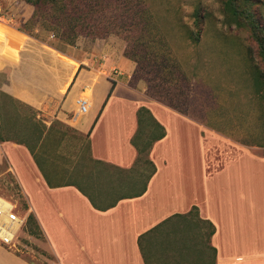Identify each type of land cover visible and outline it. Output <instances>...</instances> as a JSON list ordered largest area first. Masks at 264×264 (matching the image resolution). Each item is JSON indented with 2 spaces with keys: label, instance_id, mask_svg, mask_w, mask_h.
<instances>
[{
  "label": "crops",
  "instance_id": "1",
  "mask_svg": "<svg viewBox=\"0 0 264 264\" xmlns=\"http://www.w3.org/2000/svg\"><path fill=\"white\" fill-rule=\"evenodd\" d=\"M15 31L4 41L2 32L0 41V131L15 133L0 140V177L11 175L27 196L55 261L192 264L185 253L191 238L183 226L195 220L214 226L206 244L215 248V264H264V153L242 144L233 157L212 155V129L194 121L192 111L162 103L130 83L134 63L119 47L94 42L86 56L66 60ZM87 90L88 107L80 112L76 99ZM141 106L148 112L139 122ZM156 122L165 134L141 153L155 170L135 187L141 154L131 140L140 129L149 135ZM192 125L201 143L198 176L192 159L179 153ZM85 145L93 165L84 159ZM29 146L36 158L51 163L56 178L45 174L51 184ZM0 264H6L2 245Z\"/></svg>",
  "mask_w": 264,
  "mask_h": 264
},
{
  "label": "rangeland",
  "instance_id": "2",
  "mask_svg": "<svg viewBox=\"0 0 264 264\" xmlns=\"http://www.w3.org/2000/svg\"><path fill=\"white\" fill-rule=\"evenodd\" d=\"M102 7L97 18L105 22L100 29L104 35L95 39L79 36L74 45L65 46V52L58 50L65 55L62 57L69 60V56H86L94 42L119 47L134 63L130 83L144 87L148 95L162 103L192 111L194 121L212 129V155L233 157L242 144L264 153V147H259L264 144V0H112L109 7ZM31 11L24 0H0V41L2 32V41L17 35L15 30L28 34L18 26ZM144 18L150 22L144 24ZM155 32V42L150 41L149 33ZM51 37L42 30L34 38L48 45L46 41H54ZM156 50L168 61L156 59ZM1 103L6 108L7 102ZM3 111L8 116L7 109ZM21 112L27 113L23 107ZM178 126L183 134V127ZM185 135L179 153L192 159V172L198 176L201 143L194 125ZM145 141L143 130L138 142L145 145ZM85 150L84 159L93 165ZM241 156L247 158L248 154ZM38 157L44 164V158ZM144 158L141 154L134 166L135 187L151 170ZM43 166L46 174L56 178L51 163ZM0 195L14 202L21 214L30 213L27 196L9 174L0 177ZM183 230L191 238L186 258L192 259V264H213L212 251L206 244L209 226L192 220ZM0 245L6 251V264H59L29 221L14 246Z\"/></svg>",
  "mask_w": 264,
  "mask_h": 264
},
{
  "label": "trees",
  "instance_id": "3",
  "mask_svg": "<svg viewBox=\"0 0 264 264\" xmlns=\"http://www.w3.org/2000/svg\"><path fill=\"white\" fill-rule=\"evenodd\" d=\"M27 6L32 8L31 14L28 19L23 21V23L18 26V29L38 37L40 31L45 30L51 35L54 41H46L48 45L54 47L55 49L65 52V46L74 45L79 36H89L92 39L102 37L104 34L101 33L100 29L104 26L105 22H99L97 18L98 10H103L102 6L109 7L112 0H24ZM144 24H148L150 20L144 18ZM150 26V25H149ZM157 32L149 33L150 41L155 42ZM43 40V39H42ZM157 42L160 39L157 38ZM45 41V40H44ZM123 54L130 58L125 52ZM156 59L161 58L164 61H168L169 58L161 57L160 52L156 50L155 52ZM10 100H13L9 96L5 95ZM148 109L144 106H141L138 109V120L141 122V117L144 113H147ZM141 126V125H140ZM37 130L40 131V127L37 126ZM143 130L140 129L136 135L131 140V143L134 145L138 154L147 152L154 140L162 138L165 134L163 127L159 123H155L154 128L151 130L149 135H146L147 142L145 145H140L138 142L139 137L141 136ZM15 133L10 131H0V140H5L8 138H13ZM40 133H38L39 137ZM264 146V144H260ZM88 146H84V149H87ZM29 150L32 153L34 160L40 171L42 172L44 178L48 184L51 182L48 180L46 173L42 170V165L39 160L36 158L34 149L29 146ZM86 151V150H85ZM147 162L151 165L152 173L155 168L152 162L146 159ZM100 163L99 161H96ZM73 184V183H71ZM80 190L82 191L81 187ZM196 207H194L195 209ZM29 221L32 225L36 226L35 219L32 213L27 215L26 222ZM209 224V231L207 232V237L209 241L210 235L214 232V226L211 223ZM37 230V226H36ZM38 232V230H37ZM39 235V233H38ZM213 264H215V248H212Z\"/></svg>",
  "mask_w": 264,
  "mask_h": 264
},
{
  "label": "built area",
  "instance_id": "4",
  "mask_svg": "<svg viewBox=\"0 0 264 264\" xmlns=\"http://www.w3.org/2000/svg\"><path fill=\"white\" fill-rule=\"evenodd\" d=\"M2 21V18H0ZM117 69H113L112 73L118 74ZM80 112L86 111L88 107V98L80 95L76 99ZM6 203L8 206H3ZM27 215H23L17 210V206L11 200L0 195V242L11 247L15 245L19 233L23 230L26 223Z\"/></svg>",
  "mask_w": 264,
  "mask_h": 264
},
{
  "label": "bare ground",
  "instance_id": "5",
  "mask_svg": "<svg viewBox=\"0 0 264 264\" xmlns=\"http://www.w3.org/2000/svg\"><path fill=\"white\" fill-rule=\"evenodd\" d=\"M89 94V90H87L86 92H84L82 95L83 96H87ZM3 206H8L6 203H2Z\"/></svg>",
  "mask_w": 264,
  "mask_h": 264
}]
</instances>
